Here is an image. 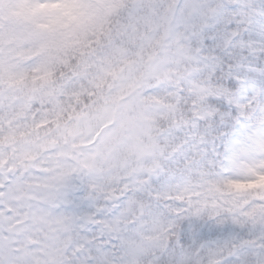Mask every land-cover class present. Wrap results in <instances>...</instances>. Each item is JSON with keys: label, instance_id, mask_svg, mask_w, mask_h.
<instances>
[{"label": "clouds", "instance_id": "1", "mask_svg": "<svg viewBox=\"0 0 264 264\" xmlns=\"http://www.w3.org/2000/svg\"><path fill=\"white\" fill-rule=\"evenodd\" d=\"M224 2L0 0V264H264V97L209 131L196 90L214 13L264 76V0Z\"/></svg>", "mask_w": 264, "mask_h": 264}, {"label": "snow or ice", "instance_id": "2", "mask_svg": "<svg viewBox=\"0 0 264 264\" xmlns=\"http://www.w3.org/2000/svg\"><path fill=\"white\" fill-rule=\"evenodd\" d=\"M226 6L224 0H221L220 7L223 9ZM211 19L215 20V24L210 23L209 18H205L199 29L189 37V41L190 43L195 42L197 52L203 54L199 56V62L204 65V70L209 73V79L211 80L217 73H220L219 84L212 85L209 83L208 85L196 86V90L201 97V104L206 109L204 119L211 122L209 131H215L225 126L228 121L235 97L251 93H257V98L264 97V76L254 77L251 74L242 73L233 67L231 62L225 68V60L231 56L232 41L237 33L233 32L227 38L221 36L218 31L219 26L223 23L220 14L214 13ZM255 23V21H252L249 27H252ZM80 191V188H76L69 193L74 207L80 206V201L75 198V194ZM85 220L87 223L83 225L84 236L81 243L87 245L88 243H95V241L89 242L87 240V233L90 231L88 223H92L93 220L91 217H85ZM198 227L200 226L195 222L189 224L191 230ZM217 227L219 228L221 225H217ZM100 239L103 240V235L100 236Z\"/></svg>", "mask_w": 264, "mask_h": 264}, {"label": "trees", "instance_id": "3", "mask_svg": "<svg viewBox=\"0 0 264 264\" xmlns=\"http://www.w3.org/2000/svg\"><path fill=\"white\" fill-rule=\"evenodd\" d=\"M223 23L228 21L222 18ZM250 20L241 21V25L235 31H228L224 33V37H230L233 32L237 33L235 39H233V47L230 49L233 55V67L245 74L259 75L260 65L258 63L261 52L259 46L253 41L249 40L247 36L243 35L248 31Z\"/></svg>", "mask_w": 264, "mask_h": 264}]
</instances>
